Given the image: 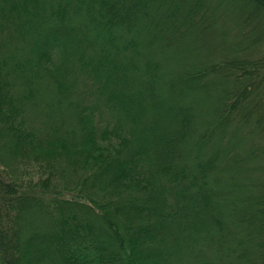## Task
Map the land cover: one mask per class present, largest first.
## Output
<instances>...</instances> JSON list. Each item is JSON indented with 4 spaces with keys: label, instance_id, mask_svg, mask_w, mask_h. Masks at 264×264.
<instances>
[{
    "label": "trees",
    "instance_id": "trees-1",
    "mask_svg": "<svg viewBox=\"0 0 264 264\" xmlns=\"http://www.w3.org/2000/svg\"><path fill=\"white\" fill-rule=\"evenodd\" d=\"M0 264H264V0H0Z\"/></svg>",
    "mask_w": 264,
    "mask_h": 264
}]
</instances>
